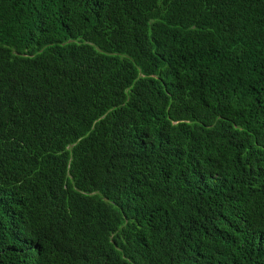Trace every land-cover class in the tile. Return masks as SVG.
<instances>
[{"label":"trees","instance_id":"1","mask_svg":"<svg viewBox=\"0 0 264 264\" xmlns=\"http://www.w3.org/2000/svg\"><path fill=\"white\" fill-rule=\"evenodd\" d=\"M0 264H264V0H0Z\"/></svg>","mask_w":264,"mask_h":264}]
</instances>
